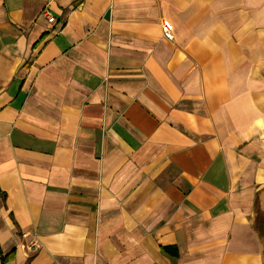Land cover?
<instances>
[{
	"label": "crops",
	"instance_id": "obj_1",
	"mask_svg": "<svg viewBox=\"0 0 264 264\" xmlns=\"http://www.w3.org/2000/svg\"><path fill=\"white\" fill-rule=\"evenodd\" d=\"M1 256L264 264V0H0Z\"/></svg>",
	"mask_w": 264,
	"mask_h": 264
},
{
	"label": "built area",
	"instance_id": "obj_2",
	"mask_svg": "<svg viewBox=\"0 0 264 264\" xmlns=\"http://www.w3.org/2000/svg\"><path fill=\"white\" fill-rule=\"evenodd\" d=\"M44 15L49 22H52L54 20L53 16L50 15L48 12H44ZM161 30H162V35L164 38L168 40L173 39V33L171 31L170 24L165 19L162 20L161 22Z\"/></svg>",
	"mask_w": 264,
	"mask_h": 264
},
{
	"label": "trees",
	"instance_id": "obj_3",
	"mask_svg": "<svg viewBox=\"0 0 264 264\" xmlns=\"http://www.w3.org/2000/svg\"><path fill=\"white\" fill-rule=\"evenodd\" d=\"M162 249L166 252V253H168L169 255H171V256H177V251H176V248L175 247H173L172 249H171V247H167V246H163L162 247ZM11 255H9V257H10ZM6 258H8L7 256H1V264H3L4 263V261L6 260Z\"/></svg>",
	"mask_w": 264,
	"mask_h": 264
}]
</instances>
